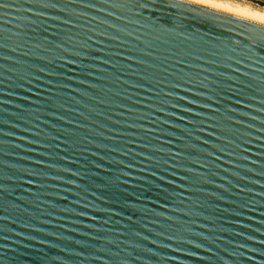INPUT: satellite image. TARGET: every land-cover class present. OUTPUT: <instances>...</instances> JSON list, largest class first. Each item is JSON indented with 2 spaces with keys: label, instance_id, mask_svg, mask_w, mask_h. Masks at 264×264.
Returning a JSON list of instances; mask_svg holds the SVG:
<instances>
[{
  "label": "water",
  "instance_id": "95a60500",
  "mask_svg": "<svg viewBox=\"0 0 264 264\" xmlns=\"http://www.w3.org/2000/svg\"><path fill=\"white\" fill-rule=\"evenodd\" d=\"M261 36L195 0H0V264H264Z\"/></svg>",
  "mask_w": 264,
  "mask_h": 264
},
{
  "label": "snow or ice",
  "instance_id": "6c2138e0",
  "mask_svg": "<svg viewBox=\"0 0 264 264\" xmlns=\"http://www.w3.org/2000/svg\"><path fill=\"white\" fill-rule=\"evenodd\" d=\"M195 2L228 11L244 19L257 20L259 23L264 24V12L252 11V0H195ZM261 2L264 3V0H261Z\"/></svg>",
  "mask_w": 264,
  "mask_h": 264
},
{
  "label": "rangeland",
  "instance_id": "374dc122",
  "mask_svg": "<svg viewBox=\"0 0 264 264\" xmlns=\"http://www.w3.org/2000/svg\"><path fill=\"white\" fill-rule=\"evenodd\" d=\"M251 5L252 6H258V7H263L264 8V3H262L261 0H252Z\"/></svg>",
  "mask_w": 264,
  "mask_h": 264
},
{
  "label": "bare ground",
  "instance_id": "6f19581e",
  "mask_svg": "<svg viewBox=\"0 0 264 264\" xmlns=\"http://www.w3.org/2000/svg\"><path fill=\"white\" fill-rule=\"evenodd\" d=\"M251 9H252V11L257 12V13L264 12V8L263 7H258V6H252L251 5Z\"/></svg>",
  "mask_w": 264,
  "mask_h": 264
}]
</instances>
